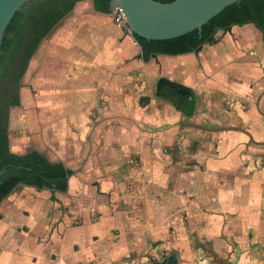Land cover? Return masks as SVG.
Listing matches in <instances>:
<instances>
[{
  "label": "rangeland",
  "instance_id": "374dc122",
  "mask_svg": "<svg viewBox=\"0 0 264 264\" xmlns=\"http://www.w3.org/2000/svg\"><path fill=\"white\" fill-rule=\"evenodd\" d=\"M78 16L79 12L73 8L66 18L71 23ZM108 20L115 25L112 13L108 14ZM125 32L131 33L128 28ZM215 38V44H203L199 52L181 56L180 63L173 64L170 71H173L174 81L187 84L195 91L197 110L190 117L154 95V84L158 74L162 73L159 58L151 59V70L148 65L140 68L132 59L123 63L109 62L108 69L113 75L117 73L112 82L118 84L116 79L120 78V84L127 88L126 106L112 112L110 125L105 127V131L111 134L104 131V138L99 135L100 139L97 137L88 153L80 156L74 148L77 141L63 136L72 132V126L54 109L41 107L37 100L39 85L32 82V77L37 70L35 58L39 48L46 50L45 46L43 48L45 41L41 42L30 60L31 68H27L21 79L20 104L10 107L8 138L13 152L39 150L49 160L61 159L75 170L68 194H52L47 189L37 190L29 186L23 189L21 197L24 202L32 199L47 205L48 228L69 227L66 226L69 216L77 231H86L90 227L87 220L70 218V206H75L68 196L100 197L97 202L101 204L102 212L110 207L115 213L127 215L129 222L125 225L127 231L124 230L128 235L132 232L135 217L138 218L136 227L139 233L148 227V231L142 233L141 253H136L142 258V264H146L152 260L147 251L150 246H159L158 256L161 258L168 251V242L177 243L185 238L193 241L197 237V222L202 215L199 211L207 217L220 212L213 201L221 186L224 190L236 192L243 200L245 194L253 190L243 187V183L250 185L253 181L255 196H264V141H255L248 135L251 131L261 140L262 129H258L260 125L257 123L246 124L252 119L247 115L256 113L257 109L253 107L264 113V108H259V98L264 90V35L254 33L244 42L238 34L218 29ZM62 47L59 43L57 50ZM124 70L126 74L123 76ZM124 92L121 89L111 95L118 98L124 96ZM140 96H149L148 101H140ZM119 132H125L126 150L122 139L118 140ZM107 135L112 139L109 145ZM108 146L110 149L106 148ZM130 169L135 172L129 174ZM110 175L113 182L102 187V181H108ZM78 182H81L79 188ZM186 185L190 188H184ZM198 196L202 199L199 198L200 201H205L192 205L193 215L192 211L188 212V204ZM30 209L22 208L19 214ZM7 213V208L0 207L1 218ZM119 218L116 216L115 219L120 221ZM5 220L9 228L0 237V259L7 258L8 254L10 264H26L29 253L43 255L49 251H44L48 249L47 245H36L32 241L35 236L28 240L29 226L24 223L27 221L25 217L12 215ZM108 228V234L119 239L117 235L121 234V228L118 225ZM155 229L150 236V231ZM86 238L70 244L73 250L89 245L92 237ZM55 255L50 252V258L54 259Z\"/></svg>",
  "mask_w": 264,
  "mask_h": 264
},
{
  "label": "crops",
  "instance_id": "0c3cea01",
  "mask_svg": "<svg viewBox=\"0 0 264 264\" xmlns=\"http://www.w3.org/2000/svg\"><path fill=\"white\" fill-rule=\"evenodd\" d=\"M75 6L74 10L76 13L79 12L80 16L71 23L68 22L69 19L66 16L44 39L43 48L45 46L46 50L45 48H39L40 50L36 54L37 70L34 71L32 82L39 85L37 100L40 101V106L54 109L56 114H60V118L67 120L72 126V132L63 136H66L67 140L77 141L74 148L76 154L80 156L88 153L92 144L97 142V137L100 139L99 135L104 138L105 127L110 125L112 112L120 111L121 108L126 106L127 88L124 84H120V78L116 79L118 84L112 82L113 76L117 73L113 75V72L108 69L109 62L117 60L119 63H123L127 59H132L133 63H137L140 68L141 65H148V70H151L152 68L149 66L151 59L159 58L162 73L157 76L154 84L155 90L157 81L160 78L174 81L172 79L173 71L170 72L172 65L180 63L179 58L189 53L181 55L158 54L156 57L144 62L140 58V47L132 33L125 32V29H120L110 23L108 14L95 11L91 0H81ZM230 31L243 37L244 42L254 33L264 35L250 23L240 26L234 25ZM59 43L63 46L62 50H57ZM29 64L28 67L31 68L32 61ZM157 70L159 71L158 67ZM125 74L124 70L123 76ZM181 84L190 87L187 84ZM121 89L125 91L124 96L119 95L118 98H115L111 95ZM146 97L149 98V96H140L139 99L143 101V98ZM261 107L264 108V90L259 98V108ZM254 108L257 109L256 113L253 112L247 115L252 119H248L246 124L252 122L260 125L258 129L260 131L262 129L261 136H259L261 140L255 138L251 131H248V135L253 136L255 141H264V113L259 111L257 107L252 109ZM196 110L197 108H195V112ZM99 125H102V127L100 128ZM100 130L102 131L100 132ZM105 132L111 134L109 131ZM119 133L118 140L122 139V144L126 150L128 144L125 143V132ZM109 135L106 137L108 145L109 140L112 141ZM106 148L110 149L109 146ZM57 161L63 162L67 168L72 170V174L68 178L67 190L55 193L68 194L75 170L67 166L63 160ZM128 171L129 174L135 172L133 169ZM109 173H111L110 169ZM108 182L110 185L113 182L111 175L108 181L105 179L102 181L101 186L106 187ZM80 185L81 182H78V188ZM185 187L190 188L189 185ZM243 187L253 188V190L249 191L247 195L245 194L244 198L242 196L243 200H241L236 192L232 193L229 190H224L221 186L216 200L213 201L220 212L215 216L212 214L211 217H207L201 210L199 211V214L202 215H199V221L197 222L199 223L197 237L193 241L185 238L179 242L176 241L177 243L168 242V251L161 258L158 256L159 246H150L147 251L150 253L152 260L149 259L146 264H152L154 260H161L171 253L176 254L177 264H264V196H255L254 187L256 185L253 181L250 182V185L243 183ZM24 188L26 189L27 186L18 188L2 200V204H0V207H3L4 210L8 209L5 217L1 218L0 215V237L9 228L6 218L12 215H21L26 218L27 221L24 223L29 226L28 240L31 239V236H35L32 241L36 245H47L48 249L45 248L44 251L49 250L44 252L43 255L29 253L26 257V264H127L129 262L131 264H137V262L142 264V258L136 253H141L142 233H146L148 227L142 229L143 232L139 233L136 227L137 217L133 219L132 232L128 235L125 229V225L129 222L127 215L120 212L115 213L110 207L104 208L102 212L101 204L97 202L100 197L89 199L84 195L79 198L68 196L71 204L75 206H70V218L74 220L78 218L81 221L87 220L90 227L86 231L85 229L77 231L72 226L71 219L69 220V216H67L66 226L69 227L63 229L60 225V227L52 230L51 227L48 228L47 226L49 220L47 205H41L38 203L39 201H31L32 199L29 202H24L21 197ZM199 198L201 199L199 196L196 197L197 200L191 201L190 204H188L186 198V204L189 205L188 212L191 213L193 204L196 205L205 201H200ZM107 200V204H110V200ZM26 207L31 209L25 210V214H19V210ZM192 213L194 215V211ZM196 214L197 212H195V216ZM74 215L75 217H73ZM122 215L123 217H121ZM116 216H120V221L115 219ZM194 217H191V219H194ZM114 225H118L122 230L121 234L117 235L119 239L108 234V227ZM152 226L150 225V228ZM155 231L156 229L150 231V236ZM61 236H63L62 242L59 241ZM88 236H90V239L92 237L91 243L74 251L72 243L78 241L79 238L87 239ZM126 238H129V241H126ZM52 251L56 254L54 259L50 258V252ZM33 256L39 258H29ZM10 262L8 254L7 258L0 259V264H10Z\"/></svg>",
  "mask_w": 264,
  "mask_h": 264
},
{
  "label": "trees",
  "instance_id": "16d2710c",
  "mask_svg": "<svg viewBox=\"0 0 264 264\" xmlns=\"http://www.w3.org/2000/svg\"><path fill=\"white\" fill-rule=\"evenodd\" d=\"M81 0H28L7 25L0 44V203L22 186L65 192L72 170L61 161H51L37 150L16 153L9 148V110L20 104V83L29 62L46 36ZM95 11L111 14L110 0H91ZM170 2L172 0H156ZM252 24L264 34V0H240L225 7L201 30L154 40L132 33L140 47V58L147 62L158 54L197 53L203 44H215L218 29L230 31L234 25ZM193 90L181 83L160 78L155 96L171 103L184 116L195 113ZM148 101V98H143ZM175 253L152 264H177Z\"/></svg>",
  "mask_w": 264,
  "mask_h": 264
},
{
  "label": "water",
  "instance_id": "95a60500",
  "mask_svg": "<svg viewBox=\"0 0 264 264\" xmlns=\"http://www.w3.org/2000/svg\"><path fill=\"white\" fill-rule=\"evenodd\" d=\"M28 0H0V44L15 12ZM240 0H110V8H121L127 28L146 39L163 40L200 31L225 7Z\"/></svg>",
  "mask_w": 264,
  "mask_h": 264
},
{
  "label": "built area",
  "instance_id": "2783aa9c",
  "mask_svg": "<svg viewBox=\"0 0 264 264\" xmlns=\"http://www.w3.org/2000/svg\"><path fill=\"white\" fill-rule=\"evenodd\" d=\"M112 19L118 28L120 29L127 28L126 18L121 8L116 7L112 10Z\"/></svg>",
  "mask_w": 264,
  "mask_h": 264
}]
</instances>
